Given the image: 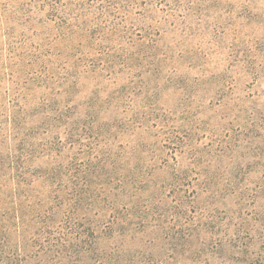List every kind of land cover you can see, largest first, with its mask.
Masks as SVG:
<instances>
[{
	"label": "rangeland",
	"instance_id": "obj_1",
	"mask_svg": "<svg viewBox=\"0 0 264 264\" xmlns=\"http://www.w3.org/2000/svg\"><path fill=\"white\" fill-rule=\"evenodd\" d=\"M0 264H264V0H0Z\"/></svg>",
	"mask_w": 264,
	"mask_h": 264
}]
</instances>
